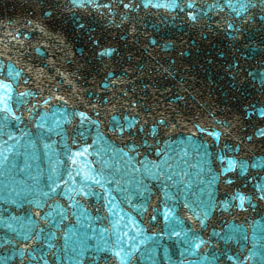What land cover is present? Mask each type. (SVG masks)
I'll use <instances>...</instances> for the list:
<instances>
[{"label": "water", "instance_id": "1", "mask_svg": "<svg viewBox=\"0 0 264 264\" xmlns=\"http://www.w3.org/2000/svg\"><path fill=\"white\" fill-rule=\"evenodd\" d=\"M0 264H264V0H0Z\"/></svg>", "mask_w": 264, "mask_h": 264}, {"label": "snow or ice", "instance_id": "2", "mask_svg": "<svg viewBox=\"0 0 264 264\" xmlns=\"http://www.w3.org/2000/svg\"><path fill=\"white\" fill-rule=\"evenodd\" d=\"M240 199H241V202H243V197H241Z\"/></svg>", "mask_w": 264, "mask_h": 264}]
</instances>
